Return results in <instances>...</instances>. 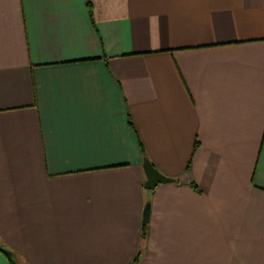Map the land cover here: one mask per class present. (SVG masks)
<instances>
[{"label": "crops", "instance_id": "0c3cea01", "mask_svg": "<svg viewBox=\"0 0 264 264\" xmlns=\"http://www.w3.org/2000/svg\"><path fill=\"white\" fill-rule=\"evenodd\" d=\"M0 243L264 264V0H0Z\"/></svg>", "mask_w": 264, "mask_h": 264}, {"label": "water", "instance_id": "95a60500", "mask_svg": "<svg viewBox=\"0 0 264 264\" xmlns=\"http://www.w3.org/2000/svg\"><path fill=\"white\" fill-rule=\"evenodd\" d=\"M142 168L145 174L144 187L147 189H153L158 183H168V182H173L175 180L171 177H167L161 174L156 168L152 166V164L147 158L143 159ZM177 180L179 183L188 182V179L187 177H185V175L179 177ZM149 212H150V206L147 203L144 207L143 216H142L144 222L148 221ZM0 252L6 257V259L9 261L10 264H21L18 262L14 253L2 243H0Z\"/></svg>", "mask_w": 264, "mask_h": 264}, {"label": "trees", "instance_id": "16d2710c", "mask_svg": "<svg viewBox=\"0 0 264 264\" xmlns=\"http://www.w3.org/2000/svg\"><path fill=\"white\" fill-rule=\"evenodd\" d=\"M145 231V224H143V232Z\"/></svg>", "mask_w": 264, "mask_h": 264}]
</instances>
